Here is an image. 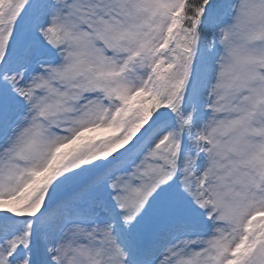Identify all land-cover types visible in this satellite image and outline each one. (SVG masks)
Wrapping results in <instances>:
<instances>
[{"label": "snow or ice", "instance_id": "obj_1", "mask_svg": "<svg viewBox=\"0 0 264 264\" xmlns=\"http://www.w3.org/2000/svg\"><path fill=\"white\" fill-rule=\"evenodd\" d=\"M0 264H264V0H0Z\"/></svg>", "mask_w": 264, "mask_h": 264}]
</instances>
